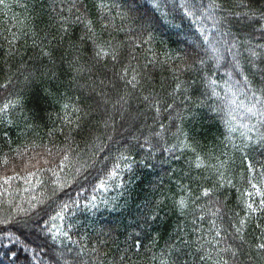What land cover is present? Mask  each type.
I'll use <instances>...</instances> for the list:
<instances>
[{
  "label": "snow or ice",
  "instance_id": "snow-or-ice-1",
  "mask_svg": "<svg viewBox=\"0 0 264 264\" xmlns=\"http://www.w3.org/2000/svg\"><path fill=\"white\" fill-rule=\"evenodd\" d=\"M141 7L137 0H118L111 5L105 0H98L91 6L87 0H53L47 7L41 5V11L33 20L38 19L43 23V13L47 12V19L51 22L49 27H57L60 41L68 37L69 45L77 53L73 61L76 74L86 71L92 85L99 81L110 90L98 91L92 86L91 91L85 90L77 95L72 103H61L64 113L62 126L49 129V140L42 145L31 141L30 146L25 143L22 148H11L12 141L5 131L9 151L14 156L8 153L0 155V196H12L16 181L26 185L24 192L44 189L39 196L32 195L28 199L27 208L20 204L15 206L14 211L27 219L16 220L13 216L12 220L21 227H30L29 221H32L45 241L51 238L52 243L46 244L47 264H104L102 257L106 253L101 251V245H107V238H112L111 231L98 233L101 238L89 248L86 243L72 239L71 230L76 228L75 224L68 223L65 230L55 222H64L68 216L75 217L77 211L91 212L98 208L97 196L84 197L86 189L80 184L82 176L87 179L84 174L90 168L97 163L104 165V175L92 185L93 193L108 192L112 187L121 189L123 183H114L116 179L123 172L131 173L136 164L145 166L148 159L156 157L153 147L163 144L162 153H172V158L177 161L186 152L192 153V157L186 161L187 171L182 177L189 182L178 183L181 193L178 199L173 196L155 200L148 211L139 216L134 224L136 231L128 233L123 241L119 260L109 261L108 264H128L131 260L129 253L133 250L140 252L143 246L141 236L151 228L166 199L172 201V209L185 219L184 226L178 228L183 235H177L176 242L169 244L167 251L162 252L159 258L153 255L154 264L157 260L158 264H243L239 260L241 254L251 259L252 251L264 264V160L255 158V154L264 153V43L245 49L249 65L247 69L242 64L244 57L239 51L242 34L246 37L243 42L250 43L251 34L245 29L254 22L264 21V0H260L259 4L256 0H207L206 3L203 0H179L178 5L174 0H150V9L161 12L163 16L170 12L162 9L175 11L178 7L183 11L180 24L175 27H180L184 17L197 25L198 36L194 40L180 41L185 44L183 55L179 52L173 55L171 50H157L165 43L163 39H158L157 17L150 14L147 8L141 12ZM0 8L10 9V5L6 0H0ZM92 8L99 11L95 19L92 18ZM113 8L118 10L116 16L111 15ZM117 17L121 20L119 26L115 23ZM209 21L211 29L205 27ZM18 23L27 26L26 21ZM74 25L83 26L76 41L71 39L70 33ZM6 31L11 37H5L9 45L6 56L17 54L15 46L21 37L26 40L30 37L32 47H40L41 55L55 62L53 52L44 50L43 45L38 44L34 25L28 27L27 31L23 27L16 32L11 28ZM260 32L264 39V28ZM18 54L23 56V53ZM209 62L211 67H208ZM24 67L25 64L21 63L20 68ZM221 67H225L224 75L227 77L222 85L215 78L216 71H213ZM157 68L170 73L167 77L162 76L159 84L156 80ZM10 71L4 73V80L0 83V125L8 127L14 125L13 112L17 109L22 111L24 107L25 97L19 91H14L16 83H32L31 73L24 75L21 72L23 81H17ZM187 73L193 75L182 79ZM72 82L75 85V76ZM198 85L203 88L200 95L204 99L199 100L196 107L204 106L213 98L226 101L222 108L219 105L211 107L213 111L222 110L227 117L223 119L228 133L225 140L231 144L233 153L240 154L244 171L239 179L247 185L243 190L228 176L229 163H235L234 159L222 158L227 157L228 152L216 155L209 150V162L205 163V156L198 151L199 141L186 130V122L195 118L190 105ZM80 87L84 88L83 85ZM219 87L225 89L224 96L217 90ZM46 93L55 100L54 93L47 90ZM101 110L105 118L98 123L105 129L103 134L96 132L92 123ZM165 118L167 124L163 122ZM31 127L26 118L25 128ZM173 128L175 131H172ZM57 131L63 136L62 142L56 140L54 133ZM237 132L238 137L233 135ZM22 133L26 135L23 130ZM169 133L174 138L171 144L168 143ZM77 137L82 139L87 151L80 148ZM37 148L41 151L37 152ZM224 148L227 149L228 144H224ZM139 150H144L146 155L137 161L135 153ZM176 152L180 155H176ZM101 154L103 159L97 160ZM146 166L154 167L151 164ZM204 172L207 174H202ZM202 181H211V186ZM74 185L78 186L75 196L66 194V199H56L59 193ZM225 185L236 188L240 193L232 207H228L227 197L222 200L217 194ZM82 197L85 200L83 205ZM48 201L55 204L52 209L54 214L49 215L45 210L48 219L41 224L40 212L36 211L35 216L30 213ZM102 202L105 205L109 203L106 199ZM205 223L208 227H205ZM48 225L50 227L46 228ZM189 225L191 233L195 235L194 240L184 238L188 235ZM6 236L14 238V233L7 232ZM15 239L19 242L18 238ZM87 239L88 234L85 233L81 240ZM57 244L61 247L54 246ZM193 246L194 251L184 253V248L191 249ZM245 246L249 251H244ZM117 248H120L119 243ZM25 251H32V260L25 264H32L38 253L27 246ZM15 255L12 253V256ZM185 255L188 258L182 260ZM40 264L45 262L41 260Z\"/></svg>",
  "mask_w": 264,
  "mask_h": 264
},
{
  "label": "trees",
  "instance_id": "trees-1",
  "mask_svg": "<svg viewBox=\"0 0 264 264\" xmlns=\"http://www.w3.org/2000/svg\"><path fill=\"white\" fill-rule=\"evenodd\" d=\"M6 2L10 5V9L0 8V83L4 80V73L9 69L11 70L10 74H15L14 78L17 81H23V75H20L21 72L24 75L32 74V77H30L32 83L30 85H25L20 82H17L15 85L14 91H19L25 97V101L23 110L17 109L12 114L14 125L12 127L0 125V155L8 153L10 156H14L9 151V144L4 137L5 131L8 132V136L12 141L11 148H16L17 146L22 148L25 143H28L30 146L31 141L42 145L49 140V129H59L62 126L63 121L61 118L64 113L61 109V103H72L75 101L77 95H81L85 90L91 91L92 86L96 87L98 91H109L110 89L99 84V81L95 85H92V80L89 79V73L86 71L79 75L76 74V65L73 64L77 55L76 50L69 45L67 36L63 42L60 41V33L57 31V27H49L51 22L47 19V12L43 13V23L38 19L33 20L37 12L41 11V5L47 7L53 0H6ZM87 2L91 6L97 3L98 0H87ZM114 2H118V0H105V3L109 5ZM174 2L177 5L179 4V0H174ZM203 2L206 3L207 0H203ZM137 3L142 6L141 12L147 8L150 10V14L157 17L158 39H163L165 42L157 50H171L173 55H176L177 52L183 55L185 44L180 41L190 42L194 40L198 36V33H196L197 25H194L190 18L184 17L180 27H175L176 24H180V18L183 16V11L178 7L175 11L162 9L161 11L170 12L169 15L163 16L161 12H155L150 9V0H137ZM256 3L259 4L260 0H256ZM20 5H26L27 7H21ZM117 11V9L113 8L111 15L116 16ZM92 13L93 19L99 15V11L95 8H92ZM22 20L26 21L27 26H22L18 23V21ZM115 23L117 26L121 24L119 17L116 18ZM14 25L15 27H13ZM33 25L38 33L36 37L38 44H42L44 50L53 52L54 63L48 57L41 55L40 47H32L30 37L27 40L21 37L15 46L17 54L12 57L6 56L9 45L5 37L11 38L10 33L6 29L11 28L13 32H16L18 28L23 27V30L27 31L28 27H32ZM205 27L211 29V22H207ZM261 28H264V21L254 22L251 27L245 29V32L251 34L249 37L250 43L243 42L246 39L243 34L240 36L242 43L239 46V51L244 57L242 64L246 69L249 68V65L247 63V52L245 49L255 44L264 43V39L261 38ZM82 29V25H74L71 27L70 33L73 41L78 40ZM18 53H23V56L21 57ZM201 54L203 55V53ZM21 63L25 64L24 68H20ZM80 63H83V61ZM208 67H211V62H209ZM18 69L19 71H17ZM213 71H216L217 75L215 78L222 85L223 81L227 79L224 75L225 67L213 69ZM169 75L170 73L167 70L157 68V84H159L162 76L167 77ZM191 75L193 74L187 73L181 78L185 79ZM73 76L76 77L75 85L72 82ZM80 85H83L84 88L82 89ZM197 88L198 91L193 94L190 105L191 111L195 113V118L189 119L186 122V130L199 141L198 151L205 156V163L209 162L207 159L209 150H212L216 155H220L224 151L228 152V156L222 158L235 160L234 164L230 162L228 165V176L234 180L237 187L243 190L247 185L239 179L241 172L244 171L240 154L233 153L231 144L225 140V136L228 133L223 119L227 117L222 110L213 111L211 107L212 105H219L222 108L226 101L213 98L212 100H208L204 106L196 107L199 100L204 99L200 95V92L203 91L202 86L198 85ZM46 90L55 94V100L53 97L47 95ZM217 90L221 96L225 95L224 88L219 87ZM61 93L64 95H60ZM69 97L71 98L70 100L68 99ZM96 99L100 98L96 97ZM26 118L27 123L32 124L30 129L25 128ZM104 118L105 113L101 110L95 115L92 121L96 132L100 134L105 133V129L98 121H102ZM116 118L117 120L119 119L118 117ZM163 122L168 123L166 118ZM22 130L26 132V135L22 133ZM172 131H175V129L173 128ZM54 135L57 142L63 141V136L60 135L59 131L55 132ZM168 135V143L171 144L174 142V138L171 137L170 133ZM233 135L238 137L239 134L237 132ZM77 139L80 141V148L87 151L88 149L82 139L80 137H77ZM237 143H239V139H237ZM224 144H228L227 149L224 148ZM162 147L163 144L154 146L152 150L156 153V157L146 161V165L151 164L154 167L150 168L146 165L141 166L136 164L133 166L131 173L123 172L116 179L114 183H123L121 189L112 187L108 192H92V185L104 175V165L97 163L95 167L90 168L84 174L87 176V179H84L83 176L80 178V184L86 189L83 194L84 197L97 196L98 208L91 212L77 211L75 217L68 216L64 222L57 220L55 223L62 225L65 230H67L68 223L75 224L76 228L71 230L73 233L72 239L80 241V243H86L89 248L101 238L98 233L102 234L103 232L111 231L112 238H107V245H101V251L106 253L102 259L104 264H108L109 261H118L121 254L120 249L124 247L123 241L128 233L136 231L134 224L139 216L147 212L155 200L173 196L178 199L181 195L178 191V183L187 184L189 182L188 179H182V177L184 172L187 171L186 161L192 157V153L186 152L177 161L172 158V153H162ZM36 151L39 152L41 149L37 148ZM31 154L29 153V155ZM175 154L180 155L179 152ZM145 155L144 150H139L135 153V159L139 161ZM255 158L257 160H264V153L255 154ZM102 159L103 154L97 157V160ZM108 166L110 167V164ZM174 169L175 171H173ZM202 174L206 175L207 173L204 172ZM193 175H195V172H193ZM49 179H51L50 176ZM213 179L215 178L213 177ZM202 183H207L209 187L211 186V181H202ZM24 187L26 185L22 181H16L14 182L12 196H0V221H8L7 223H0V264H25L26 261L32 260V251H25V246L30 250L34 249L38 253L37 259L33 260L32 264H40L41 260L47 264L49 259L46 254L48 252L46 244L50 245L52 243L51 238L48 237L47 241H45L44 236L39 233L32 221H29L30 227H21L12 220L13 216L16 220L27 219L23 214L14 211L15 206L20 204L22 207L27 208L28 199L32 195L39 196L44 191L43 188H39L35 192H24ZM195 187L196 185L194 184L193 188ZM76 190H78V186L76 185L72 188H66L64 192L58 194L56 199H66V194L75 196ZM121 192L123 193L122 195ZM217 194L222 200L224 197L228 198V207L234 206L237 202V197L240 195L236 191V188H230L227 185ZM105 199L109 201L107 205L102 202ZM84 202L85 200L82 197L81 204L83 205ZM113 205H116L115 208ZM53 208H55V204L48 201L43 205H38L37 209L31 212L30 215L35 216L36 211H39L40 223L43 224V221L48 219V215H45V210L51 215L54 214L52 212ZM225 210L227 211V209ZM188 219L190 220L191 217L189 216ZM184 223V217H181L173 210L172 201L166 199L164 206H161L159 210V215L152 222L151 228L147 229L141 236L143 246L140 252L135 253L133 250L129 253L131 260L128 261V264H154L152 260L153 255L159 258L162 252L167 251L169 244L176 242L177 235H183L179 233L178 228L183 227ZM47 227H50V225ZM205 227H208L207 223H205ZM7 232L14 233V238L6 236ZM187 232L188 235L184 236V238L194 240L195 235L191 233L190 225ZM85 233L88 234L87 241L81 240V237ZM249 233V238H251V229ZM15 238H18L19 242ZM117 243L120 244V248H117ZM54 246L57 248L61 247L59 244ZM68 246L71 247V245ZM41 248L44 250L41 251ZM189 251H194V246L191 249L184 248L185 254ZM244 251H249L247 246H245ZM12 253L16 255L12 256ZM251 257L249 259L248 256L241 254L239 260L243 264H261L260 258L255 251L251 252ZM186 258H188L187 255L181 259ZM155 264H158V260Z\"/></svg>",
  "mask_w": 264,
  "mask_h": 264
}]
</instances>
